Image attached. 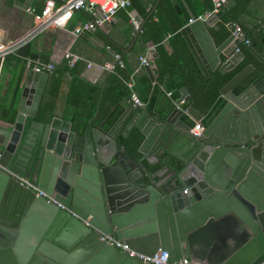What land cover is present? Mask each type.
<instances>
[{
	"label": "water",
	"instance_id": "1",
	"mask_svg": "<svg viewBox=\"0 0 264 264\" xmlns=\"http://www.w3.org/2000/svg\"><path fill=\"white\" fill-rule=\"evenodd\" d=\"M217 17L180 30L205 77L245 58L237 50L221 61L239 40L230 34L214 44L207 29ZM260 43L248 44L254 60L220 88L225 103L199 136L180 119L185 87L171 108L131 105L107 130L91 119L79 131L57 116L39 119L48 73L25 70L10 93L15 116L0 124V264H148L106 244L104 235L147 255L162 249L172 262L183 257L181 244L194 231L221 219L244 241L218 264L263 262L264 37ZM30 50L29 41L16 55L48 63Z\"/></svg>",
	"mask_w": 264,
	"mask_h": 264
},
{
	"label": "crops",
	"instance_id": "2",
	"mask_svg": "<svg viewBox=\"0 0 264 264\" xmlns=\"http://www.w3.org/2000/svg\"><path fill=\"white\" fill-rule=\"evenodd\" d=\"M130 1L132 2V0ZM156 1L157 0H134L133 4L137 7L148 3L146 10H149L150 4L153 2V7L148 14L149 16L154 13V9L157 6L156 5L154 7ZM159 1L160 0H158V2ZM203 1L204 0H181V3L187 9L188 13L192 15L193 12L200 10L199 8L202 6ZM230 3H233V6L230 9L235 7L237 4L236 0H228L227 4ZM239 3L241 4H239L234 10V14L237 16L239 23L254 37H257L258 39L264 37V0H247ZM175 4L178 5L176 0ZM43 5L44 2L41 0H0V37L4 41H15L25 36L34 24V15L28 12L27 8L32 6L35 8V12L38 13L41 8H43ZM179 11L180 12L178 13H181L180 8ZM132 14H137L135 8H133ZM127 15H129L127 8L119 9L112 19L103 26L98 27L94 31H84L80 34H74L73 28L89 19L85 12H75L65 27L48 29L30 41V51L47 55L48 63L58 64L64 62V53L67 51L75 53L79 56V63L84 65L81 70V76L86 79L92 78L94 82H98L101 86L100 97L94 115L98 114L102 91L106 84V77L108 73L113 70L102 68L101 66L105 63H113V61H115L114 55L116 52H120L123 55L122 62L128 73V80L126 81V84L130 89L133 88V85L138 77L146 75L148 78L149 85L146 90V99H140L143 103L140 107L148 110L149 112H153L154 109H158L164 105L162 100H160V98L163 97L161 92H164V85H160L157 81L158 72L155 64V58L157 56L156 48L155 46L137 44L136 41L140 33L134 42H132L135 36V29L132 27L131 18H127ZM216 20L217 19H213L209 22L207 30L212 37L214 44L218 46L223 41H219L221 33L220 31H217L218 28L216 27ZM145 21L146 19L142 22L145 23ZM188 23L189 21H187L186 24ZM181 37L184 39L182 34ZM168 38L169 34L166 38H164L163 43L167 49L170 50L171 47ZM234 46L235 43L232 41L228 46L227 54H220L221 61H225L236 51ZM245 48L248 50V44H245ZM240 51L243 52V50ZM141 57H146L148 59V64L154 75V81L150 80L146 70L144 69V64H142L140 59ZM28 60L31 59L19 57L16 53H14L7 55L0 64V124L2 121H11L15 116L16 112L14 107L9 106L11 98L10 93L22 73L29 68L27 67ZM243 60H241L235 68H237ZM32 62V64H35L38 61L32 60ZM249 63L250 62L247 64ZM88 64L90 65L88 66ZM217 69H220V67L218 66ZM47 73L48 75L44 84L40 103L42 98L46 96L45 87L49 77V72ZM62 81L63 82L58 94L53 96V98L51 97L53 107L51 108L49 115H47L52 117L57 116L71 121L76 110L73 101L82 100L81 93H76L74 91L72 93L71 85L74 79L68 74L62 77ZM188 85L190 86L191 84L188 82ZM188 85L182 86L186 88L187 94L178 104V107L181 110L180 119L189 123L191 126L197 122H200L204 126L205 120L209 118L215 102L210 108H206L201 103L197 105L198 107L193 105L186 107L185 102L190 96V88ZM154 86L159 87L160 92L154 90ZM180 89L177 98L174 100L172 98L174 105L175 100L181 97ZM133 93L138 96L135 91ZM166 95L169 96L168 94ZM217 100L222 101L224 105L225 99L220 95V93ZM131 105H133V103L129 98L121 99L119 115L125 108ZM191 108L195 115L200 116L198 120L192 117ZM47 115H45L46 117L44 116V118H47ZM94 115L91 117V126L98 128L94 121L96 115L95 117ZM87 125L88 123H86V126ZM4 194L5 193H3L2 197ZM243 241V237H241L238 233V228L230 222H225L221 219L219 221L209 222L207 225L194 231L189 236L188 241L181 244V248L183 256L190 258L195 263L218 264L229 257L243 243Z\"/></svg>",
	"mask_w": 264,
	"mask_h": 264
},
{
	"label": "trees",
	"instance_id": "3",
	"mask_svg": "<svg viewBox=\"0 0 264 264\" xmlns=\"http://www.w3.org/2000/svg\"><path fill=\"white\" fill-rule=\"evenodd\" d=\"M41 1L44 2V0ZM176 1L181 9V13H178L171 0H160L154 9V13L148 16L153 7V2L150 4V9L146 10L148 3L135 7L133 4L134 0H132V2L130 1V5L126 7L129 11L127 18L138 17L141 19V22L146 19L136 42L137 44L155 46L156 48L157 56L155 58V64L158 72L157 81L160 85H164V92H161L163 97L160 98L162 103L167 105L168 108H171L173 106L172 98L173 100L176 99L179 95V89L183 85L187 86L189 82L191 84L190 86L188 85L190 88V96L185 102L186 107L190 105L198 107L197 105L201 103L206 108H210L215 102L209 118L205 120L206 125L211 122L223 106V102L217 100L220 88L244 68L248 62L254 60V57L252 53L245 48L244 40H239L235 49L238 48L239 50H243V52L245 51V58L242 63L237 68L227 72L217 69L212 75L205 77L188 49L186 42L181 37L180 30L186 25L190 18H197L211 10L213 7L212 0H204L202 6L199 8L200 10L195 12L192 11V15L188 13L187 9L181 3V0ZM227 1L228 0H225L224 6L217 13L216 27L218 28L217 31L221 33L219 41H224L230 35V30L226 26V23L234 22L241 27L244 39L261 47L260 39L254 37L249 31L245 30L234 14V10L241 4L239 2L247 0H236L237 4L232 9H226ZM133 8H135L137 12L135 15L132 14ZM168 34V41L171 47L170 50H168L163 43L164 38H166ZM116 54H119L120 59L123 61V55L120 52H116ZM52 64L54 68L48 71L49 77L45 87L46 96L42 98L39 106V119H43L45 115H49L51 112V108L53 107L51 97L53 98V96L58 94L63 82L62 77L68 74L74 79L71 85L72 93L73 91L81 93L82 98V100L73 101L76 110L71 122L74 129L82 131L86 123H88L94 115L100 97L101 86L98 82H94L92 78L86 79L81 76V70L84 65H81L79 61L73 66H68L66 60L58 64ZM113 64V70L110 71L106 77V84L102 91L98 114L94 119L98 128H102L103 130H107L117 119L121 99H130L131 94L135 91L139 99L145 100L147 95L146 90L149 85L146 75H142L137 78L133 88L130 89L126 84L128 73L125 66L119 67L116 61H113ZM154 90L160 92L159 87L154 86ZM167 92L170 93L169 96L166 95ZM139 142L140 137L134 138L130 143V147L137 148Z\"/></svg>",
	"mask_w": 264,
	"mask_h": 264
},
{
	"label": "built area",
	"instance_id": "4",
	"mask_svg": "<svg viewBox=\"0 0 264 264\" xmlns=\"http://www.w3.org/2000/svg\"><path fill=\"white\" fill-rule=\"evenodd\" d=\"M225 0H212L213 7L211 10L207 11L204 15L197 18H190L189 23L196 19H207L213 14H217L220 9L224 6ZM130 5V0H44L43 8L37 13L35 8L30 6L27 11L34 15V24L31 30L23 37L15 41H4L0 37V64L3 59L10 54L16 53V50L31 41L34 37L43 33L44 31L51 28H61L65 27L67 23L72 18L75 12H85L89 19L73 28L74 34H80L84 31H94L98 27L103 26L105 23L109 22L115 13L122 8H126ZM131 24L136 30L141 24V19L138 17H131ZM226 26L230 30V34L233 35V39L244 40L245 44H249V40L243 38V32L241 27L232 22L226 23ZM239 50L236 48V51ZM64 58L68 66H73L78 60L79 56L75 53L67 51L64 53ZM116 63L119 67H123L124 64L120 59L119 54L114 55ZM142 64H148L149 61L146 57L140 58ZM32 60L27 61V67L33 68L37 71H50L54 68L52 63L42 64L36 62L32 64ZM90 64H88L89 66ZM112 70L114 68L113 63H105L101 66ZM170 95L169 92H167ZM130 101L133 105L141 106L143 103L140 99L133 93L130 96ZM204 126L197 122L192 127L190 132L194 136H199L203 130ZM19 181L27 186H31L28 179L24 177H19ZM186 191V190H185ZM41 193V192H39ZM100 239L106 244L112 245L119 249L120 251L126 253L129 258L136 261L148 264H206V263H195L188 257H181L178 260L170 262L168 259V253L162 249L156 250L152 255L143 254L131 249L125 242L121 240L114 239L110 235L101 236ZM259 264H264L260 262Z\"/></svg>",
	"mask_w": 264,
	"mask_h": 264
}]
</instances>
